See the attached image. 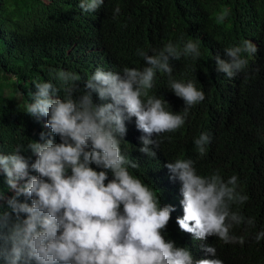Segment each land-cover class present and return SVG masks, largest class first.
<instances>
[{"label":"clouds","instance_id":"9594fccd","mask_svg":"<svg viewBox=\"0 0 264 264\" xmlns=\"http://www.w3.org/2000/svg\"><path fill=\"white\" fill-rule=\"evenodd\" d=\"M104 3L80 0L79 8L96 13ZM120 11L117 7L114 14ZM201 42L189 38L181 50L169 41L152 55L138 50L146 66L125 67L122 72L97 68L83 90L78 87V74L55 68L49 72L61 87L51 81L35 84L26 113L37 121L46 117L44 127L61 142L41 132L43 142L32 140L26 149L18 146L10 154L0 152V174L15 192L6 198L0 191V201L7 200L6 209L0 205L2 264H230L226 253L219 252L221 245L243 246L245 238L234 235V227L255 226L248 212L251 197L238 190V176L225 180L218 171L198 174L192 159L165 165L182 185L183 216L176 223L189 235V239L185 236L188 241L174 242L164 233L176 209L162 206L157 191L130 171L139 165L121 148L126 121L135 118L137 130L143 133L139 151L155 158L159 137L183 127L188 110L205 100L195 82L171 79L170 59H198ZM224 52L229 59L214 57L216 70L234 78L248 65L242 53L254 55L258 49L243 40ZM158 71L168 74L169 88L184 101L180 113L167 110L170 105L164 98L149 95ZM76 93L80 94L74 98ZM93 93L111 102L95 104ZM211 139L204 132L194 140L200 155L206 153ZM29 152L31 156L21 155ZM93 164L103 170L97 171ZM22 180L26 182L21 184ZM255 239L257 243L264 240V230ZM239 264H264V260Z\"/></svg>","mask_w":264,"mask_h":264},{"label":"trees","instance_id":"16d2710c","mask_svg":"<svg viewBox=\"0 0 264 264\" xmlns=\"http://www.w3.org/2000/svg\"><path fill=\"white\" fill-rule=\"evenodd\" d=\"M79 3L0 0V152L10 154L18 146L26 149L32 140L43 142L41 132L61 142L44 127L46 117L37 121L26 113L36 83L51 81L61 87L49 69L78 74V87L83 90L97 68L114 72H122L125 67L140 69L146 65L138 50L152 55L169 41L182 50L189 38H199L202 55L198 59H170L171 79L195 82L205 93V100L188 110L183 127L159 137L155 158L139 151L143 133L137 130L135 118L126 121L121 148L139 165L130 171L157 191L162 206L176 209L164 233L174 242L188 241L185 236L189 239V235L176 223L183 216L182 185L165 165L176 159H192L198 174L207 176L218 171L225 180L238 176V190L251 197L248 212L255 218V226L234 227L233 234L243 236L244 245H221L219 252L226 253L230 264L264 260V240L257 243L255 239L264 230V0H105L96 13L83 12ZM117 7L121 11L114 14ZM221 15L223 20L219 19ZM243 40L251 41L258 52L242 53L248 65L234 78L218 73L214 57L228 60L224 49L240 46ZM63 95L61 90V98ZM149 95L164 98L170 105L167 110L174 113L185 108L184 101L169 88L167 73L157 72ZM93 101L98 105L111 102L101 101L96 93ZM204 132L212 139L206 153L200 155L194 140ZM92 167L103 170L95 164ZM108 175L111 179L110 171ZM5 180L0 174V191L11 198L15 192ZM0 205L6 209L7 200Z\"/></svg>","mask_w":264,"mask_h":264},{"label":"rangeland","instance_id":"374dc122","mask_svg":"<svg viewBox=\"0 0 264 264\" xmlns=\"http://www.w3.org/2000/svg\"><path fill=\"white\" fill-rule=\"evenodd\" d=\"M1 202V201H0Z\"/></svg>","mask_w":264,"mask_h":264}]
</instances>
